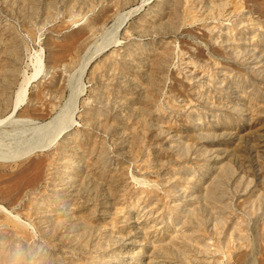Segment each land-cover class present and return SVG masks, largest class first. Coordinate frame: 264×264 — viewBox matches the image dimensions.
<instances>
[{
	"label": "rangeland",
	"instance_id": "obj_1",
	"mask_svg": "<svg viewBox=\"0 0 264 264\" xmlns=\"http://www.w3.org/2000/svg\"><path fill=\"white\" fill-rule=\"evenodd\" d=\"M140 4L0 0V264H264V0Z\"/></svg>",
	"mask_w": 264,
	"mask_h": 264
},
{
	"label": "bare ground",
	"instance_id": "obj_2",
	"mask_svg": "<svg viewBox=\"0 0 264 264\" xmlns=\"http://www.w3.org/2000/svg\"><path fill=\"white\" fill-rule=\"evenodd\" d=\"M146 1H148V0H140V2H141L140 5L131 7L125 11L117 13L116 16L114 17L113 21L111 22V24L108 25L106 27V29L104 30V32L107 34L105 36L110 35L111 37H114L116 32L118 31V29L122 26V24L126 21V19L128 17H130L131 15H133L134 12L137 11V9H139V7L141 5H143V3H145ZM111 43L116 44V43H118V40L116 38H114ZM43 67H44L43 62L41 60H38L36 66L33 67L31 73L28 74L27 76L23 77L21 84L19 85V87L17 88V90L15 92V96L13 99V106H12L11 112L9 113V117H13V114L16 112L18 105L25 100L26 95L28 93V88H30L29 86L32 84V82H35L41 76L42 71H43ZM69 112H70V110H69ZM9 117L6 119H9ZM2 119H4V118H2ZM1 121H3V120H0V122ZM50 125H51L50 122H44V123L40 124V128L41 129H47L48 132L46 133L45 136H43L39 140V144L37 145V148L42 149L45 147H49L59 137L60 133L56 132V131H52L49 127ZM35 146H33V147H35Z\"/></svg>",
	"mask_w": 264,
	"mask_h": 264
}]
</instances>
